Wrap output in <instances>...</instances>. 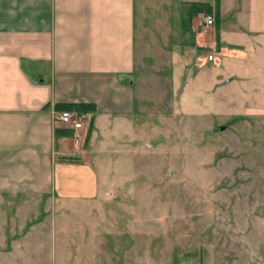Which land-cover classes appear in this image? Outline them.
I'll use <instances>...</instances> for the list:
<instances>
[{
	"label": "rangeland",
	"instance_id": "1",
	"mask_svg": "<svg viewBox=\"0 0 264 264\" xmlns=\"http://www.w3.org/2000/svg\"><path fill=\"white\" fill-rule=\"evenodd\" d=\"M213 54L95 117L104 198L0 202V264H121L122 245L127 264H264V41Z\"/></svg>",
	"mask_w": 264,
	"mask_h": 264
},
{
	"label": "crops",
	"instance_id": "2",
	"mask_svg": "<svg viewBox=\"0 0 264 264\" xmlns=\"http://www.w3.org/2000/svg\"><path fill=\"white\" fill-rule=\"evenodd\" d=\"M263 41L264 0H0V202L98 201L93 121L134 112L135 77ZM77 103L74 133L54 116Z\"/></svg>",
	"mask_w": 264,
	"mask_h": 264
},
{
	"label": "built area",
	"instance_id": "3",
	"mask_svg": "<svg viewBox=\"0 0 264 264\" xmlns=\"http://www.w3.org/2000/svg\"><path fill=\"white\" fill-rule=\"evenodd\" d=\"M201 21L205 25H212L214 23V18L210 13H205L201 15ZM213 55L208 54V59H212ZM54 121L57 125L64 129H71L74 133L82 127V115L73 109H61L55 113ZM78 142V139L75 140Z\"/></svg>",
	"mask_w": 264,
	"mask_h": 264
},
{
	"label": "trees",
	"instance_id": "4",
	"mask_svg": "<svg viewBox=\"0 0 264 264\" xmlns=\"http://www.w3.org/2000/svg\"><path fill=\"white\" fill-rule=\"evenodd\" d=\"M77 109V110H84L88 111L90 110L89 106L85 103H77V104H64L59 109Z\"/></svg>",
	"mask_w": 264,
	"mask_h": 264
}]
</instances>
